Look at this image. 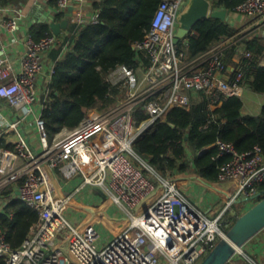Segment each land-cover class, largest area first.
<instances>
[{"label": "built area", "instance_id": "built-area-1", "mask_svg": "<svg viewBox=\"0 0 264 264\" xmlns=\"http://www.w3.org/2000/svg\"><path fill=\"white\" fill-rule=\"evenodd\" d=\"M74 1L55 0L58 12L67 11ZM76 1L79 9L80 0ZM187 2L161 0L150 29L133 44L135 65H119L109 73L110 90L117 92L112 95L115 103L89 110L75 128L63 129L52 141L43 117H38L41 149L23 137L12 148L0 147V214L7 213L15 199L39 213L18 248L11 247L0 227V260L5 264H200L212 246L226 237V218L235 214V204L257 196L264 182V154L259 146L239 153L232 143H215L219 156L229 155L231 160L219 169V182L229 187L227 199L211 215L181 192L179 179L184 174L162 177L135 151L138 138L172 109L190 108L205 94L210 109L216 110L223 103L220 95L233 96L244 87V74L234 77L226 63L227 52L236 47L237 55L251 57L250 51L240 48L239 38L251 29H264V0H245L237 7V13L253 20L248 29L196 56L189 53L190 35L175 43L177 18ZM210 2L211 12L222 9ZM70 21L83 26L99 19L98 15L88 19L79 9ZM4 27L16 32L19 24L14 18ZM59 44L57 36L36 40L29 34L17 73L0 57V99L10 109L30 115L37 104L44 107L37 84L45 70L44 58ZM16 126L0 108V131ZM88 169L93 170L90 175ZM59 172L64 180L82 174L83 187L103 189L125 215V228L107 239L92 223L71 222L64 208L79 196V189L59 201L63 190L58 187L57 180L63 179ZM237 254L243 255L241 249ZM234 258L231 264H237ZM244 259L245 264H260L248 254Z\"/></svg>", "mask_w": 264, "mask_h": 264}, {"label": "trees", "instance_id": "trees-1", "mask_svg": "<svg viewBox=\"0 0 264 264\" xmlns=\"http://www.w3.org/2000/svg\"><path fill=\"white\" fill-rule=\"evenodd\" d=\"M19 0H0L3 5ZM215 8L231 13L245 0H212ZM161 0H102L95 3L99 22L78 25L70 21L66 34L58 36L60 44L52 51L54 73L48 86V95L42 97V117L49 137L63 129L75 128L88 111L104 109L115 103L117 95L110 90L109 73L119 65H135L133 44L143 39L150 29L152 18ZM65 14L59 15L64 18ZM228 21L207 18L199 21L189 36V53L199 55L224 38L234 35ZM53 36L48 25L38 27L36 40ZM251 57L234 61L236 47L227 52L226 63L233 65V76L244 74V86L264 95V66L260 60L264 45L259 37L245 41ZM113 95V96H112ZM222 105L210 109V99L200 94L190 108H174L164 119L156 121L135 143V151L162 177L191 172L208 184L219 181L220 166L231 156H219L215 143L221 140L232 143L239 153H247L259 146L264 154V106L259 115H245L244 102L239 95H220ZM143 120L141 114L137 122ZM0 147L12 148L3 139ZM264 191V182L259 185ZM261 196L258 201L263 199ZM245 212V211H244ZM243 212V213H244ZM238 211L226 224H233L243 214ZM13 216H10V215ZM39 213L15 199L0 214V227L7 232L12 248H18L27 237L31 226L38 221ZM230 224L224 229L227 232ZM0 264H5L0 260Z\"/></svg>", "mask_w": 264, "mask_h": 264}, {"label": "crops", "instance_id": "crops-1", "mask_svg": "<svg viewBox=\"0 0 264 264\" xmlns=\"http://www.w3.org/2000/svg\"><path fill=\"white\" fill-rule=\"evenodd\" d=\"M100 1L102 0H80L81 6L79 7V9L84 13V15L88 19H90L94 15H97L95 3ZM71 6L74 7L75 12L79 10L76 0ZM64 14L65 17L60 19V13L56 8L55 0H19L18 2L11 3L8 5H3L0 3V57H3L4 59L8 60L14 68V72L17 73L21 68V59L27 52L28 35L30 34L34 37V34H36V32L38 33L39 26L48 25L50 27V31L53 33L54 36H63L64 34H66L67 29H61L60 34L56 35L53 31L52 24L61 23L63 20H65L67 18L66 15L68 14V10L65 11ZM14 18L18 21L19 29L16 32H10L7 28L4 27V23ZM228 22L235 29L234 34H236L245 29H248L252 25L253 20L239 13H231ZM255 37H259L260 43L264 45V29H251L246 33L244 32L240 36V48L246 51V47L245 45H243L244 42L253 40L255 39ZM51 53L46 55V57L44 58L45 70L44 73L40 76L37 84L38 92L40 94L41 99L43 96L45 97V93L48 90L49 83L52 79L50 69L52 66L55 65V62L51 57ZM241 57V55L236 54L234 57V61L236 63H240ZM260 65L264 66V54L260 60ZM230 66L232 67V69H234L233 65ZM252 93L256 95H262L248 89L245 86L242 87V89H240L236 95H239L244 102L243 113L245 115L256 116L261 113L264 104L257 105L253 97L254 95H251ZM0 108L8 122H13L17 124L16 128L13 129H2L0 131L1 139H3L7 145H11L13 147L14 142L20 137H23L35 148L41 149L40 134L37 129L36 120L38 117L42 116V111L44 107H42L41 104H37L35 106L34 113L30 115H22L21 113L15 112L10 109L7 103L0 99ZM85 162L86 161H83V163ZM92 172V169H88L86 170V175H90ZM59 175L62 177L60 172ZM75 180H79V185L74 188L73 192L68 195H71L73 193L77 194L75 190L78 188L79 197L76 198L80 199L78 201V205H75V209L71 208L70 212H65L68 215L71 214L75 216L77 215L76 209H79L81 210V214H79L78 216L79 223L89 222L94 224L99 229L102 227V229H104V232H107L104 228L105 225H102L103 220L101 219V216L94 218L92 214L90 215L87 213L88 206H98V198L91 195H85L87 187L82 186V182L84 180V176L82 174L75 177L74 179H70L67 181H65L64 178L60 181L59 178V180H57L58 187L63 188L60 195H64L65 197L66 194H64V191H66V188H71V186L74 185V183L72 182H74ZM179 187L181 192H183V194H185L194 205L201 208L209 215L218 211V209L226 201V199L221 198V195L223 194L226 196L229 192V187L227 184L221 183L219 181L212 184H208L201 178L193 175L191 172L185 173L183 177L179 179ZM252 205L245 206V211L252 207ZM113 209L115 214H118L123 219L117 220V227H114V223H112L111 227L114 230V234H112L111 237L109 236L107 239L112 238L114 235L118 234L121 230H123L128 222L119 208L114 206ZM253 240H251V242H249L243 249L248 255H252L261 259V264H264V239H257L255 241ZM237 264L239 263L237 262Z\"/></svg>", "mask_w": 264, "mask_h": 264}, {"label": "water", "instance_id": "water-1", "mask_svg": "<svg viewBox=\"0 0 264 264\" xmlns=\"http://www.w3.org/2000/svg\"><path fill=\"white\" fill-rule=\"evenodd\" d=\"M73 11L74 7L70 6L66 15L67 18L61 23L52 24L56 35L60 34L61 29H67ZM230 14L229 10L223 8L211 12L210 0H188L177 18L175 43H180L183 38L191 35V32L199 21L210 17L229 21ZM263 195L264 191H261L252 200H257ZM233 217L234 215H230V219ZM263 230L264 198L238 216L233 224H230L226 237L212 246L200 264H229L239 249L244 248Z\"/></svg>", "mask_w": 264, "mask_h": 264}, {"label": "rangeland", "instance_id": "rangeland-1", "mask_svg": "<svg viewBox=\"0 0 264 264\" xmlns=\"http://www.w3.org/2000/svg\"><path fill=\"white\" fill-rule=\"evenodd\" d=\"M251 95H254V99H255V102L257 103V105H263L264 104V95H256V94H251ZM248 97V96H247ZM50 141H52V137H50ZM79 179H82V178H79ZM68 179H66L65 181H67ZM73 186H71V188H66V191H64L66 195L70 194L71 192H73V189L76 188L78 185H79V180H75ZM87 191L86 192V196H95L98 198L97 200V203H98V206H95V207H90L88 206L87 207V210H88V214H92L94 218L96 217H99L101 216V219L103 220V226L105 228V230L107 232H104V229H102V225L100 226V232L102 234V236L104 238H108L109 236L111 237L112 234H114V230L113 228L111 227L112 226V223H114V227L118 226L117 225V220H121L123 219L121 216H119L118 214H115V212L113 211V207H114V204L112 202V200L110 199L109 195L106 193L105 194V191H103V189L101 188H98L97 186L95 185H92V186H88L87 188ZM79 197V196H78ZM64 198V195H62V197L60 198L59 201H61L62 199ZM221 198L222 199H227V195H221ZM220 198V199H221ZM80 198H75L74 201H72L71 203H69V205L65 206L64 210L65 211H69L70 212V209L74 208L75 205H78V201H79ZM252 202L253 205L256 204L258 202V200H254V201H251V202H244V203H240V204H235L234 206V212L235 214H238V211L240 212H244L245 211V206H250L252 205ZM82 203V202H81ZM100 205V206H99ZM75 209V208H74ZM83 212V211H82ZM76 213L77 215L73 216L71 214H69V220L71 222H73L74 224H77L78 223V220H79V214H81V210L79 209H76ZM234 214V215H235ZM125 216V215H124ZM84 219V218H83ZM259 240V239H264V231H262L260 234H258L253 241L255 240ZM251 242V241H250ZM241 251L243 252V255L241 254H237L235 255L233 258H234V262H238L239 264H245V257L247 258V254H246V251L242 248ZM243 256H245L243 258ZM252 256V255H251ZM257 263H262L261 262V259H259L258 257H255ZM232 261V262H233ZM230 263V262H229ZM231 264V263H230Z\"/></svg>", "mask_w": 264, "mask_h": 264}]
</instances>
